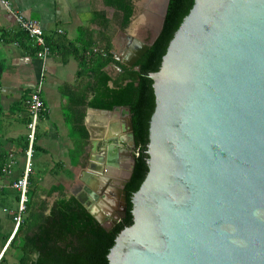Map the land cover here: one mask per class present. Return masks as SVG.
<instances>
[{
    "label": "water",
    "instance_id": "1",
    "mask_svg": "<svg viewBox=\"0 0 264 264\" xmlns=\"http://www.w3.org/2000/svg\"><path fill=\"white\" fill-rule=\"evenodd\" d=\"M168 2L149 41L129 38L114 59L141 58ZM149 77L148 170L108 264H264V0H194ZM118 107L130 137L117 190L124 217L136 144L130 107ZM87 210L106 230L120 218Z\"/></svg>",
    "mask_w": 264,
    "mask_h": 264
},
{
    "label": "crops",
    "instance_id": "2",
    "mask_svg": "<svg viewBox=\"0 0 264 264\" xmlns=\"http://www.w3.org/2000/svg\"><path fill=\"white\" fill-rule=\"evenodd\" d=\"M10 2L24 18L36 21L44 31L46 41L51 39L53 44L49 45V57H36L31 42L21 43L16 39L19 28L14 16L0 5V157L4 156L10 164L9 171L3 169L0 175V189L4 193L0 211L8 216L9 206H15L11 186L13 180L21 176L25 165L23 145L28 122L25 99L41 80L45 111L38 123L36 149L32 156L33 186L39 195L34 200L46 199L51 205L57 193L46 197V192L57 187L87 209L96 208L107 218L108 213L120 210L118 184L128 174L130 159L122 150V141H130L127 112L119 107H86L83 118L88 134L86 149L81 156L73 151L74 138L70 134L65 106L67 90L79 86L77 75L81 64L66 48L69 45L82 47L78 41L81 30L92 32L93 40L103 31L111 35L112 54H121L129 38L146 42L145 36L158 31L166 0H132L134 13L125 28L120 27L116 18L119 12L102 0ZM97 12L104 13L109 22L107 29L95 21ZM84 42L88 43V40ZM119 68L120 65L112 62L106 71L117 77L121 73ZM0 233H10V229L3 230L1 221ZM7 243L1 245L3 251Z\"/></svg>",
    "mask_w": 264,
    "mask_h": 264
},
{
    "label": "trees",
    "instance_id": "3",
    "mask_svg": "<svg viewBox=\"0 0 264 264\" xmlns=\"http://www.w3.org/2000/svg\"><path fill=\"white\" fill-rule=\"evenodd\" d=\"M102 1L119 12L116 18L120 27H127L134 13L132 0ZM193 2L194 0H169L160 33L131 67L113 59L111 35L103 31L98 39L93 40L92 32L81 30L78 41L82 47H65L69 53L78 57L81 64L77 75L80 79L79 86L75 90H67L65 106L70 134L74 138V152L81 156L86 149L88 134L83 126L86 107H130L136 160L131 177L124 188L127 192L126 214L106 230L82 203L75 197L66 195L61 188L55 187L46 192V197L57 193L51 205L46 199L35 201L34 197L39 195L37 188L33 186L35 179L30 173L24 210H19L20 192L11 186L14 190L12 199L15 206H9L7 215L12 223H15L16 218L20 221L10 238L9 233H0L1 245L4 246L8 242L0 257V264H108L107 253L114 244L116 235L132 223L130 198L139 188L148 170L145 151L149 120L155 106L153 81L149 74L159 69L169 41ZM95 17L101 27L108 28L109 22L104 13L97 12ZM15 37L21 43H30L23 31L19 30ZM85 39L88 43L84 42ZM47 42L49 45L53 44L51 39ZM112 62L122 68V72L113 79L106 71V67ZM27 143L26 137L23 145L24 156ZM35 149L34 143L33 151ZM7 162L4 156L0 157V175L3 174ZM2 191L3 189H0V200L4 197ZM8 252L13 255L17 253L16 261L10 263L11 260L6 257Z\"/></svg>",
    "mask_w": 264,
    "mask_h": 264
},
{
    "label": "built area",
    "instance_id": "4",
    "mask_svg": "<svg viewBox=\"0 0 264 264\" xmlns=\"http://www.w3.org/2000/svg\"><path fill=\"white\" fill-rule=\"evenodd\" d=\"M0 5L4 7L9 13L14 16V20L20 31H23L29 38L32 47H34L35 56L40 59H46L51 54V47L46 41L44 31L41 26L33 20L24 18L19 14L10 0H0ZM42 81L40 80L37 86L31 91L28 97L25 99V105L28 111L27 122V148L25 151V165L20 177L13 181L12 185L20 192L19 210H24V203L27 200L26 191L28 187V177L32 171V154L33 145L36 141L37 127L41 116L45 111L44 101L42 99ZM10 164L4 168L9 171ZM20 219L16 218V227L19 224ZM15 227V229H16ZM15 231V230H14Z\"/></svg>",
    "mask_w": 264,
    "mask_h": 264
},
{
    "label": "rangeland",
    "instance_id": "5",
    "mask_svg": "<svg viewBox=\"0 0 264 264\" xmlns=\"http://www.w3.org/2000/svg\"><path fill=\"white\" fill-rule=\"evenodd\" d=\"M149 37H150V35H149ZM16 179H14L13 181H15ZM0 213H1L0 214V221H1V224L3 225V230L10 229V233H9V238H10L11 235L13 234L14 230H15L16 222L15 223H12L11 219H9V216H6V214H3L1 211H0ZM1 251H3V250H2V246H1V242H0V254H1ZM7 254L8 255L6 257L11 260L10 263L16 261V255H17V253H14V255H13V253L8 252Z\"/></svg>",
    "mask_w": 264,
    "mask_h": 264
},
{
    "label": "flooded vegetation",
    "instance_id": "6",
    "mask_svg": "<svg viewBox=\"0 0 264 264\" xmlns=\"http://www.w3.org/2000/svg\"><path fill=\"white\" fill-rule=\"evenodd\" d=\"M149 35H150V37H149ZM151 36H152L151 34H148V35L146 36L147 38H145V41L148 42L149 39L151 38ZM148 37H149V38H148ZM131 42H132V41H130V42H128V43H131ZM128 43H127V44H128ZM112 215L119 216V217H120L119 220L123 218V217H121V212H120V210H119V211H116L115 213H112ZM115 216H114V217H115ZM114 217H107L106 220L108 221V223H112L111 221L113 220ZM119 220H117L116 222H118ZM113 225H114V224H113Z\"/></svg>",
    "mask_w": 264,
    "mask_h": 264
},
{
    "label": "bare ground",
    "instance_id": "7",
    "mask_svg": "<svg viewBox=\"0 0 264 264\" xmlns=\"http://www.w3.org/2000/svg\"><path fill=\"white\" fill-rule=\"evenodd\" d=\"M153 22V21H152Z\"/></svg>",
    "mask_w": 264,
    "mask_h": 264
}]
</instances>
